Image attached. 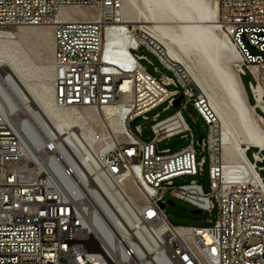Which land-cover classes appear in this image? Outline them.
Here are the masks:
<instances>
[{"label":"built area","instance_id":"obj_1","mask_svg":"<svg viewBox=\"0 0 264 264\" xmlns=\"http://www.w3.org/2000/svg\"><path fill=\"white\" fill-rule=\"evenodd\" d=\"M122 5L123 0H0V29L51 28L56 107L124 112L119 135L92 120L88 135L81 128L59 131L45 123L40 145L29 150L0 104V264H159L163 259L264 264V148L247 146L243 164L249 172L237 168L225 175L217 117L149 29L123 22ZM73 8L87 15L71 18ZM219 24L239 54L235 66L241 81L247 72L253 78L252 102L246 96L264 130V0H219ZM107 29L127 41L120 62L103 58ZM141 47L173 76L149 74L140 62L147 58L136 53ZM180 95L182 108L190 104L208 125L200 160L193 138L176 152L157 148L178 133L193 136L181 109L162 120L153 117L150 141L141 138L140 125L135 132L130 128L159 103L174 105ZM251 148L256 149L252 160ZM206 155L211 191L196 180L176 186L177 177L201 174ZM112 195L123 211L111 202ZM167 195L202 212L217 208V219L205 226L174 225L165 214Z\"/></svg>","mask_w":264,"mask_h":264},{"label":"bare ground","instance_id":"obj_2","mask_svg":"<svg viewBox=\"0 0 264 264\" xmlns=\"http://www.w3.org/2000/svg\"><path fill=\"white\" fill-rule=\"evenodd\" d=\"M74 12L87 15L85 9L73 8L71 18H77ZM121 13L124 23L145 25L168 58L182 67L200 89L221 127L225 175L237 168L243 173L249 172L243 164L246 161L244 151L251 144L264 148V130L247 99L240 77L231 68L240 57L229 37L220 29L219 0H123ZM127 47L121 33L106 30L105 60L122 61ZM48 75L52 80L51 87L46 86L44 92L36 93L23 78L24 70L16 49L12 45H0V104L8 122L29 150L40 145L39 128L45 123L59 131L81 128L88 135L93 129L88 121L92 120L104 123L117 135L122 133L124 112L104 107L98 112L75 113L56 107L52 66ZM128 196L134 197L131 193ZM111 202L123 211L118 196L112 195ZM159 264L170 263L163 259Z\"/></svg>","mask_w":264,"mask_h":264},{"label":"rangeland","instance_id":"obj_3","mask_svg":"<svg viewBox=\"0 0 264 264\" xmlns=\"http://www.w3.org/2000/svg\"><path fill=\"white\" fill-rule=\"evenodd\" d=\"M72 11V10H71ZM77 17L83 16L80 12H74ZM3 32V36L0 37V45H12L16 52H18V58L22 69L24 70V80L27 85L36 93H42L45 91L46 86L51 87V77L48 75L49 69L52 65V54H53V36L50 27L44 26H19L14 28L0 29ZM7 35V36H5ZM3 41V42H2ZM136 52V51H134ZM256 53L255 50H252ZM139 55L145 56L147 59H141V64L146 68L147 72L157 79L160 78L161 74L167 76H173V73L162 66L157 57L151 53L145 47H141L139 51L136 52ZM151 62V63H150ZM236 63L231 66L232 70L236 71ZM155 67L159 70L157 72ZM29 70V71H28ZM26 71V72H25ZM51 80V81H49ZM253 80L251 74L247 72L246 75L242 76V84L246 91V95L250 102H252L251 91L249 88V81ZM174 86H167V89L171 90ZM168 102L164 101L159 103L154 108L150 109L145 113V118H140L130 123V128L132 131H136V126L140 125L143 135L142 139L145 141H150L153 137V132L151 125L155 122L153 117L156 116L157 120H162L168 116L173 115L178 110L181 109L182 115L187 122L190 132L178 133L170 138L162 139L157 143V148L159 150L168 149L170 152H176L187 146L193 138V146L197 152V160L201 159L203 155L201 151V146L198 140L203 136H207L208 125L205 123L200 114L196 111L194 107L187 104L186 108H182V105H172L167 107ZM264 120V113H262ZM219 138L221 127L218 123ZM255 148H251L247 152V156L252 160V152ZM261 165V163H259ZM260 175L264 176V170L260 171ZM192 180H196L202 185L205 192L211 191V179L209 176V159L206 155V162L203 166V171L199 175H184L182 177H177L174 180L175 185L186 184ZM134 196V193H131ZM136 197L138 196L135 194ZM166 200L173 202L174 204H168L165 207V214L168 220L177 226H205L210 225V221H215L218 216L217 208L213 209L211 212L204 211L194 213L196 210L193 205L187 203L179 198L167 195ZM254 241V240H253Z\"/></svg>","mask_w":264,"mask_h":264},{"label":"water","instance_id":"obj_4","mask_svg":"<svg viewBox=\"0 0 264 264\" xmlns=\"http://www.w3.org/2000/svg\"><path fill=\"white\" fill-rule=\"evenodd\" d=\"M181 98H182L181 95L178 96V97L176 98V100H175L174 105H179ZM137 119H140V117H138ZM198 142H199V143L201 142V138L198 140ZM170 204H174V203H173V202H170ZM161 205H162V207H164V204H161ZM193 212H194V213H198V212H202V211L199 210V209H196V210H193Z\"/></svg>","mask_w":264,"mask_h":264}]
</instances>
